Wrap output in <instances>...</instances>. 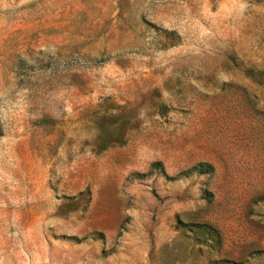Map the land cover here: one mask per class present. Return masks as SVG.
<instances>
[{"label":"rangeland","instance_id":"rangeland-1","mask_svg":"<svg viewBox=\"0 0 264 264\" xmlns=\"http://www.w3.org/2000/svg\"><path fill=\"white\" fill-rule=\"evenodd\" d=\"M0 264H264V0H0Z\"/></svg>","mask_w":264,"mask_h":264},{"label":"trees","instance_id":"trees-1","mask_svg":"<svg viewBox=\"0 0 264 264\" xmlns=\"http://www.w3.org/2000/svg\"><path fill=\"white\" fill-rule=\"evenodd\" d=\"M103 145L102 147H104ZM192 168L199 172H210L212 171V166L210 163L205 161H198ZM182 227L191 231L192 235L196 239L206 245L208 249L217 248L219 245V237L217 235V230L205 221H183Z\"/></svg>","mask_w":264,"mask_h":264}]
</instances>
